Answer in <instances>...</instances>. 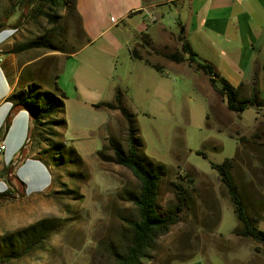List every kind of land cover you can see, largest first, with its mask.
<instances>
[{
	"label": "rangeland",
	"instance_id": "rangeland-1",
	"mask_svg": "<svg viewBox=\"0 0 264 264\" xmlns=\"http://www.w3.org/2000/svg\"><path fill=\"white\" fill-rule=\"evenodd\" d=\"M40 1L22 6L19 0H0V24L5 14H12L9 26L3 29H12V36L1 37V44L5 41L3 44L20 47L54 30V24L34 12ZM163 9L158 25L182 33L175 10ZM47 11L57 16L60 30L55 36H60V42H55L56 46L71 52L85 44L82 29L67 16L60 2L55 10ZM20 16L19 28L13 29L11 25ZM144 41L149 54L140 56L133 49L135 58L131 55L145 63H137L130 74L132 66L126 69L125 55L120 52L112 84L118 86L123 101L127 98L133 110L130 112L123 103L134 115L141 156L152 167L156 163L165 166L158 190L159 211L162 215L177 212V193L182 190L187 199L178 214L179 223L156 242L144 264H264L260 246L235 234L239 222L230 196L211 166L232 159L231 172L246 207L264 231V110L231 111L226 98L212 88L209 77L195 64L186 61L189 75L154 65L152 55L184 57L183 50L171 52ZM62 54L41 49L16 53L20 66L30 62L22 70L28 73L27 81L34 77L45 90H52L56 82L66 56ZM241 94L248 97L250 87H243ZM63 118L67 126L58 129L57 141L74 148L82 163L51 167L54 189L42 204L34 203L33 212L15 200L0 204V236L43 219H61L63 227L42 249L12 264H114L112 252L126 244L129 222L137 217L129 198L139 192V181L128 168L99 156L105 146L107 155L113 157L110 139L127 149L126 118L121 113L108 118L103 112L79 118L72 107ZM39 188L36 192L42 193L46 187Z\"/></svg>",
	"mask_w": 264,
	"mask_h": 264
},
{
	"label": "crops",
	"instance_id": "crops-1",
	"mask_svg": "<svg viewBox=\"0 0 264 264\" xmlns=\"http://www.w3.org/2000/svg\"><path fill=\"white\" fill-rule=\"evenodd\" d=\"M76 8L86 43L60 63L57 83L67 96L65 113L72 107L79 118L90 112H103L108 118L120 116L119 111L99 105L116 100L118 86L112 84V77L117 71L120 52L125 55L126 69L132 66L130 74L137 63L143 64L144 61L132 58L131 51L136 49L140 56L149 54L144 39L152 46L176 52L182 51L183 43H189L197 60L212 63L234 87L257 84L264 99V0H77ZM163 8L175 10L182 33L158 25ZM3 43L0 147L4 145L5 150L0 152V193L12 190L13 194L0 204L15 200L33 212L34 203L42 204L52 193L54 177L51 167L28 144L29 113H17L11 124L6 125L13 107L8 98L18 88L22 70L30 62L20 66L11 43ZM152 57L156 61L153 64H161L166 71L190 74L186 61L176 63L165 56ZM125 100L124 106L132 112ZM21 156L23 161L18 164ZM10 167L14 169L11 182L5 172ZM40 186L46 187L42 193L36 192ZM18 195L20 200L15 199Z\"/></svg>",
	"mask_w": 264,
	"mask_h": 264
},
{
	"label": "trees",
	"instance_id": "trees-1",
	"mask_svg": "<svg viewBox=\"0 0 264 264\" xmlns=\"http://www.w3.org/2000/svg\"><path fill=\"white\" fill-rule=\"evenodd\" d=\"M36 1L19 0V3L22 6H26L27 3L33 6ZM58 2L64 6L67 16L79 25L83 32L82 21L76 8L77 0H41L35 6L34 12L43 15L51 24H54V30L35 41L14 48L12 50L13 53L41 49L46 53L62 52L69 56L78 52L85 45L71 52H67L63 47L55 45V42H60L58 39L60 36H55L57 30L59 31L60 29H58L56 24V14L49 13L47 10H55ZM11 17L12 14L4 15V21L0 24V33L5 27L9 26ZM21 17L14 25H11L13 29L19 28ZM182 50L183 54L188 55V60L176 54L170 55L168 58L176 63L188 61L195 64L198 70L209 77L212 88L226 98L228 108L231 111L241 113L249 108L264 110V99L260 97L257 84H252L250 94L248 97L243 98L241 94L243 87H234L212 63L201 59L200 61L197 60L196 54L189 43H183ZM131 54L135 58V51H131ZM154 68L158 70L157 67ZM25 74H28L27 71L21 73L18 88L8 98L13 107L6 119V125L9 126L11 124L17 113L27 111L31 119L28 144L30 148L37 151V155L48 167L62 168L66 165L81 164L82 159L74 148L67 147L64 142L57 141L60 136L58 129H63L67 126V122L63 118L67 96L57 83L58 76H56V82L52 90H45L40 84L36 83V78L30 77V80L27 81ZM102 106L119 111L128 121L129 128L126 150L115 145L114 140L110 139L109 149L113 152V157L107 155V147L105 146L99 152V156L103 160H112L116 164L128 168L140 183L139 192L131 194L129 198L137 210V217L129 222L128 241L126 244L112 252L113 261L114 264H144L156 242L161 237L169 234L172 228L179 223L178 214L183 209L187 199L183 190L178 192L177 212L168 215L161 214L158 208V190L165 166L161 163H156L152 167L141 156L140 148L142 144L135 135L134 115L124 108L121 90H117L114 103L99 105V107ZM22 156L18 158V164L23 161ZM211 166L217 170L230 196L234 214L239 222V227L236 229L235 234L252 240L260 246L258 248L259 251H264V231L260 230L258 227L259 220L251 215L246 207L245 200L231 172L233 167L232 159H227L219 165L212 163ZM13 170V167H10L5 171L10 182L13 179ZM12 194V190L0 193V203L10 199ZM62 227L63 221L61 219H43L15 232L1 235L0 264H12L13 260L21 259L36 250L42 249L50 237L59 232Z\"/></svg>",
	"mask_w": 264,
	"mask_h": 264
},
{
	"label": "built area",
	"instance_id": "built-area-1",
	"mask_svg": "<svg viewBox=\"0 0 264 264\" xmlns=\"http://www.w3.org/2000/svg\"><path fill=\"white\" fill-rule=\"evenodd\" d=\"M153 21H155V19ZM3 36H12V29H6L0 33V46H1V37H3ZM4 150H5V146L1 145L0 152H2Z\"/></svg>",
	"mask_w": 264,
	"mask_h": 264
}]
</instances>
